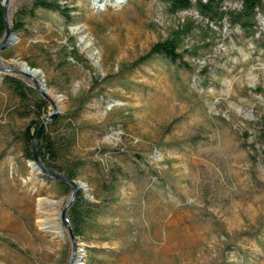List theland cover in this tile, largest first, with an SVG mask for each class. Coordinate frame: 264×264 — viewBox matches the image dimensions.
<instances>
[{
  "label": "rangeland",
  "instance_id": "rangeland-1",
  "mask_svg": "<svg viewBox=\"0 0 264 264\" xmlns=\"http://www.w3.org/2000/svg\"><path fill=\"white\" fill-rule=\"evenodd\" d=\"M32 2L7 0L8 24ZM61 2L69 18L36 8L0 51V264H264V14L249 33L159 0ZM188 22L189 68L160 56L130 67ZM65 45L80 61L63 60ZM5 75L44 93L46 129L75 136L60 163L82 161L75 181L100 207L75 243L61 215L71 193L23 157L16 134L34 114Z\"/></svg>",
  "mask_w": 264,
  "mask_h": 264
},
{
  "label": "trees",
  "instance_id": "trees-1",
  "mask_svg": "<svg viewBox=\"0 0 264 264\" xmlns=\"http://www.w3.org/2000/svg\"><path fill=\"white\" fill-rule=\"evenodd\" d=\"M0 0V40L5 34V29L8 26L9 32L15 35V32L24 29L26 19H34L36 17V8L58 12L59 14L69 18L70 9L66 3L61 1L67 0H33L31 7H19L11 21V24L5 23L4 7ZM166 4L170 13H176L181 10H187L192 7L209 22L219 24L225 17L232 23L237 24L241 28H246L249 33H253V26L256 23L258 14H264V0H240L238 9H225L224 2L226 0H159ZM191 31V23L188 22L174 29L169 36L163 40H158L153 43L150 48L135 61L130 64V67H135L148 59L160 56L176 63L179 66L189 68L187 63L179 51L184 37ZM63 60L69 58L80 61V56L77 53L75 45H65L63 47ZM2 83L18 97L21 105L25 108L22 110V115L34 114L33 118L16 134L21 145L22 155L28 162L36 161V158L43 163V166L49 170L63 175L66 179L52 177L51 174L45 171V174L50 178L55 179L62 194L72 192V186L67 180H74L78 176L79 168L82 166V161L76 158H69L65 163H60L66 154L69 147L75 140L73 133H54L45 127L41 130L39 138L36 140V133L41 123L46 119H40V111L47 104V98L40 91L30 85H26L22 80L11 75H5L2 78ZM82 103L88 99L81 98ZM59 122L58 117L51 119L49 125H56ZM264 137V133H263ZM118 181V173L112 172L109 178L108 191H113ZM77 182V181H76ZM100 207L97 203L91 201L84 193V190L78 188L73 200L69 203L67 209V223L71 227V231L76 236H82L86 229L94 222L95 216ZM91 250L86 254L89 259Z\"/></svg>",
  "mask_w": 264,
  "mask_h": 264
},
{
  "label": "water",
  "instance_id": "water-1",
  "mask_svg": "<svg viewBox=\"0 0 264 264\" xmlns=\"http://www.w3.org/2000/svg\"><path fill=\"white\" fill-rule=\"evenodd\" d=\"M2 5L4 7V12H5V23L8 24V20H7V14H6V10H7V0H3L2 1ZM16 39V36L13 34V33H10L9 32V27L7 26L6 29H5V34L4 36L2 37V39L0 40V51H2L3 49L9 47L13 41ZM13 64L14 65H17L20 67V72L27 76V77H33L31 72H35L36 75H40L41 74V71L39 69H33V68H30L29 66H27V64L25 62H19L17 60H12ZM33 83L35 84V80L33 79ZM41 87H43V85H41ZM42 95L44 96V93L42 92ZM45 97V96H44ZM48 119H46L43 123H41L40 127L38 128L37 130V133H36V140L39 138V135L41 133V130L43 129L44 127V124L45 122L47 121ZM36 161H39L38 158H36ZM31 164H33V162H30ZM42 169L44 171H47L51 174L52 177H59L61 179H66L63 175L59 174V173H56V172H53L51 170H49L47 167L43 166L42 165ZM69 182V184L72 186V192H71V195H70V200H69V203L73 200L74 196H75V193H76V190L78 188H81L83 189L84 191L87 189L86 188V185L81 182V181H74V180H67ZM54 202V201H53ZM61 215H62V218L63 219H66L67 218L65 217V212H61ZM68 225V229H69V233L71 235V237L74 239V243H75V237L71 231V227L70 225L67 223Z\"/></svg>",
  "mask_w": 264,
  "mask_h": 264
},
{
  "label": "bare ground",
  "instance_id": "bare-ground-1",
  "mask_svg": "<svg viewBox=\"0 0 264 264\" xmlns=\"http://www.w3.org/2000/svg\"><path fill=\"white\" fill-rule=\"evenodd\" d=\"M94 7H104L106 8L107 6H113V7H119L120 6V0H93ZM32 76H36V73L33 71L31 72ZM53 204H57L56 202H52ZM44 226H47L44 224ZM60 227V226H59Z\"/></svg>",
  "mask_w": 264,
  "mask_h": 264
}]
</instances>
